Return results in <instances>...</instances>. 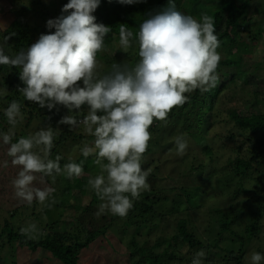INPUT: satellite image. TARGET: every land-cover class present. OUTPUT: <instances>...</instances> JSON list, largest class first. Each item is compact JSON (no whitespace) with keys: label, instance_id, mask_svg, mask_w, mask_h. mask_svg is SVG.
Listing matches in <instances>:
<instances>
[{"label":"clouds","instance_id":"9594fccd","mask_svg":"<svg viewBox=\"0 0 264 264\" xmlns=\"http://www.w3.org/2000/svg\"><path fill=\"white\" fill-rule=\"evenodd\" d=\"M119 2L131 5L141 0ZM99 4L100 0H68L62 14L47 21V28L55 31L41 34L26 51L9 56L0 43V65L21 69L19 79L25 86L18 91L28 102L49 110L59 104L69 112L87 106L82 119L65 115L58 123L70 129L82 124L84 132L94 138L80 151L85 158L94 156L93 163L99 167L98 174L87 181L101 201L96 215L107 211L123 218L134 200L150 190V170H144L141 163L152 138L150 126L154 121H166L173 108L183 106L188 100L186 93L197 89L205 93L217 86L220 40L211 15L202 13L197 20L178 11L175 0H169L165 10L140 23L135 34L139 45L135 66L113 64L109 74L100 76L97 53L104 50L105 37L112 29L95 22L92 13ZM12 35L15 33L4 36L3 43ZM133 36L124 24L119 26L122 51L127 53L132 47ZM81 81L83 86L78 83ZM4 115L15 127L22 118L20 103L13 100ZM55 135L52 127L16 142H12L14 132L2 135V143L9 145L11 164L20 169L12 180L14 195L28 205L36 201L50 207L55 202L54 188L34 185L37 174H41V183L44 177H52L55 182L58 175L69 179L83 175L82 162L70 161L61 167L59 155L49 158ZM174 143L176 155L183 156L188 148L186 136L177 135ZM39 146H43L39 153L33 151ZM3 166L7 167L8 161ZM38 231L35 223L20 229L29 238ZM205 257L206 253L199 250L191 264H205ZM262 262L264 255L250 253L248 264Z\"/></svg>","mask_w":264,"mask_h":264},{"label":"rangeland","instance_id":"374dc122","mask_svg":"<svg viewBox=\"0 0 264 264\" xmlns=\"http://www.w3.org/2000/svg\"><path fill=\"white\" fill-rule=\"evenodd\" d=\"M249 1L250 9L248 18L250 20H248L249 23L246 24H248V28L251 31H255L259 27H262L261 37L257 39V42H253L251 45V41L247 37V31L241 34V40L251 51L249 54L236 52V49H234L231 54H227L226 51L219 48L218 52L221 55V60L228 58L236 61L240 58L241 62L237 66L231 68L234 79L219 95L214 110L216 122L209 125V118L207 117L204 119L200 128V133L203 134L201 140L205 143H209L215 151H219L218 167L220 168L218 170L223 168L222 165H225L227 155L231 154L232 156H230L233 158L236 156L230 148L242 144L240 135L243 131L230 119V113L235 111L242 118L252 120L254 115H257L260 111H264V106L261 102L264 101V0ZM62 2L63 0H0V43L3 44L4 52L9 53L11 56H15L17 53H13V51L19 50L16 44L11 45L12 42L9 41V39L7 43H3V37L7 36L4 35V32L11 27L16 33L23 30L22 24H26L28 28L34 31L39 30V32L32 37L30 43L27 41L23 42L24 45H21L23 46V49H21L23 51H26L28 47L35 43L41 34L51 33L54 29L47 28V21L49 19H55L62 14ZM242 2L243 0H237V4H241ZM214 3H212V0H197L196 8L200 9V7H202L204 11L207 9L206 7ZM176 8L184 14L191 15L187 10L182 8L180 3ZM163 10L164 8L158 12H162ZM92 14L96 18L95 21H98L99 14L97 13V9ZM64 15H67V13H64ZM192 16L195 19L199 17V15ZM100 23H102V21ZM27 27L24 28L25 34H28ZM111 40L112 38L107 39L106 37L104 41V50L98 52L97 60L101 64V68L98 70L100 76L109 74L112 71L113 64H121L122 67L127 66L128 68H132L135 66L136 62L139 61V46L135 50L132 48L128 49L126 53L120 49L118 38L116 40L113 39V42ZM20 42L21 38L14 43ZM109 44H111L110 47H107ZM136 44H138V42H136ZM107 57L108 60H106ZM104 63L105 65H103ZM5 75V71L0 70V94L10 93L3 81ZM78 83L83 86L82 81ZM18 89L19 88H16L15 90L18 92V96L22 97L23 94L20 93ZM20 105L24 107V111H21L22 118H18L15 127L10 124H4L3 122L0 124V230L6 226V232H17L22 227L35 223L39 231L37 233H32L33 238L26 237L31 240H39L47 236L49 230L52 229L59 232L74 230L76 228V222L80 225L78 226L79 228L86 231L103 232L105 228L106 231L103 235H97L96 238L89 243L87 248L80 250L78 254V264H131V260L129 259V247L133 242L135 243V247H146L148 250L154 249L155 254L159 258H162L164 252L170 256H174L177 250H185L186 246L181 245L179 243L180 241L178 244H175L176 242L171 241L170 236L174 231L175 221L188 217L189 220L192 219L191 224L196 230L199 240L205 243L206 246H209L208 253L211 255L210 259L221 262L220 257L224 255L223 253L216 254L218 250L212 247L218 234H221L218 239L219 246L222 250H234V252H237V250L243 251V264H248V258L252 252H259L264 255V165L260 168L262 181L259 182L257 180L259 171L257 174H252L255 171H250L249 174H251V176H249L247 182L243 184V187L248 190L246 194L242 195V193L238 195L236 201L233 203L230 200L233 211H229L227 214L229 216V221L232 222L225 231H220L219 226L213 223L215 222L213 220L218 219L217 214L213 212L211 216H207L206 212L215 207H220L222 210L226 211L230 205L229 198L226 194L233 193L235 185L231 184L230 189L225 194L218 193L219 197L217 198L211 196L202 198L200 194H197V196L191 200V203H188L186 195L180 193L179 184H176L173 179L164 183L165 178L171 175L169 161L173 159L170 154L160 156L165 149L158 151L154 158V160L159 161L158 167L161 171L159 173L162 181L158 176H156L155 179L152 178L153 185L150 187V190L142 192L150 193L151 189H154V192H151V196L159 198V201L156 203L157 213L150 218V224L148 225L140 227L130 226L126 222L125 217L121 218L107 211L100 216L96 215L101 201L87 183L90 176L94 177L99 172V167L93 163V158L88 166V170H90V168L95 165L89 172L90 175L83 173L79 178L73 177L71 179L66 178L64 175H58L56 176L55 182H53L52 177H44V182L41 183L39 180L41 174H37L38 179L34 182L36 187H52L55 189L52 197L55 202L52 203L50 207L40 205L36 201L28 205L18 200L14 195L12 180L16 177L20 169L11 164V157L7 155L9 145H4L2 143V135L12 131L14 132L12 142H16L19 135L27 138L41 129L50 127V123L48 124L47 120L50 121L52 118V115L48 116L45 114L47 107H38L39 109L34 110L32 113V119L27 112L29 107L24 105L23 98L20 99ZM56 109L58 113H64V116L70 115L69 110L65 107ZM52 111L54 112V108ZM61 118L62 116L57 120L59 121ZM175 118L174 116L169 118L171 124L169 131L172 133V135H169L171 136L169 140L174 145V137L184 134L180 127L174 126L172 120L175 121ZM30 119L32 120L30 121ZM58 121L54 129L55 132H58V130L63 131L65 125L59 124ZM69 131L72 132L73 136L75 135L79 138H75V141L67 142L65 147L53 143L51 155L49 157L55 159V157L59 155L62 158L60 160L61 167L70 161L76 163V159H78L81 154V148L86 143L91 144L94 139L84 132L82 124L78 127L71 128ZM244 133L250 135L249 131H245ZM230 135H232V138L229 137ZM211 139H219L218 141L221 143L223 149L217 142V144L210 143ZM253 140L258 142V145L264 151V131L259 132L253 137ZM223 144H225V146H223ZM148 145L152 147L153 141H149ZM248 146L249 144H245L242 148L243 154L246 153L247 149H250ZM42 147L43 146L34 148L33 151L39 153ZM193 148L198 151L200 154L199 157L203 158L201 149H198L197 146ZM169 149H171L173 153L176 151V147L173 145L170 146ZM4 161H8L7 167L3 166ZM143 166H147L145 160ZM154 167L155 165H150L147 169H153ZM176 176L177 175H174V177ZM85 178L87 180H85ZM150 180L151 178L149 177L148 182ZM66 183H69V185H65ZM73 183L81 190L75 191L73 189ZM161 184H164V189H167V192L172 186H177V190H175L174 193H167V200L165 201L163 200L164 196L155 191ZM191 186V184L188 185L187 190L191 196H195L194 192L191 190ZM253 187H257L258 190L249 192ZM65 188H67V191L64 190ZM209 188L211 187L209 186ZM208 194H212L211 190L208 191ZM67 201L71 206H75L73 210L68 209L65 205ZM63 203L64 205L60 208L59 205ZM198 205L200 209L197 210L196 213L190 211L193 209L191 206L195 208V206L198 207ZM61 216H63L62 219L66 225L61 226V222L59 221ZM68 216H72V220H69ZM114 216L115 220H113ZM207 225L210 226V228L206 232ZM83 237L84 233L81 238ZM132 237L133 240L131 239ZM2 238L6 237L3 236ZM2 244L3 243H0V264H31V262L34 264H49L44 258L46 253H44L45 251L43 252V250H39L38 253H28L26 257V254H21L22 251L20 250L18 254H15L17 249L16 244ZM144 253H146V250ZM208 253L206 251V254ZM223 259H225L224 256L222 261ZM54 264L60 263L54 261ZM161 264L179 263L175 260H171L170 262ZM262 264H264V262H262Z\"/></svg>","mask_w":264,"mask_h":264},{"label":"trees","instance_id":"16d2710c","mask_svg":"<svg viewBox=\"0 0 264 264\" xmlns=\"http://www.w3.org/2000/svg\"><path fill=\"white\" fill-rule=\"evenodd\" d=\"M66 3H68V0H63L62 4L64 5ZM179 3L182 5L184 10H187L191 14V16L199 15V17H197L199 20L201 17L200 14L202 13H207L213 17L215 23V34L220 40L219 48H222L227 52V54H231L234 49H236V52L239 53H251V51L248 49V46L241 40V34L244 31H247V37L250 39L251 45L253 42H257V39L261 37L262 27H259L255 31H251L248 28V24H246L249 23L248 20H250L248 18L250 9L249 0H243L241 4H237V0H212V3L214 4L206 7L207 9L204 11L202 10V7H200V9L196 8L197 0H175L176 6ZM168 4L169 0H141V2L131 5L121 4L119 0H100L99 7L97 8L99 20L95 22L111 27L112 30L106 35V37L107 39L112 38V42L117 38L119 39V26L124 24L125 27H127L134 34L131 48L135 50L139 46L136 44L137 40L135 39V34L139 31L140 23L144 19L155 15L162 8L165 10L168 7ZM101 21L102 23H100ZM21 26L23 30H20L19 33L14 32L12 27L4 32V35L7 36L10 33H15V35L10 36L9 41L12 42L11 45L16 44V46L19 47V50L13 51V53L22 51L21 49H23V46L21 45H24L23 42L27 41L30 43L32 41V37H34L39 32V30L34 31L33 29L28 28L26 24H22ZM26 27L28 34H25L24 32V28ZM54 31L55 29L51 33ZM48 34H50V32ZM19 38H21V42L14 43L19 41ZM111 44H109L107 47H110ZM5 54L11 56L7 52H5ZM106 60H108V57ZM240 62V58L236 61L230 60L228 58L221 60L217 69L219 80L217 82V86L214 89L205 93H200L198 90L193 91V93L190 94L186 93L185 95L188 96L187 102L181 107L173 108L166 121H154V123L149 128V131L152 135L151 140L153 141V146L150 147L148 145L147 151L144 153L143 160L141 162L142 168L144 170H150L149 177L151 180L148 183H150V187H152V178L155 179L156 176L160 178L159 172H161L160 168L158 167L159 161L154 160V158L156 157L158 151H161L162 149L167 150H164L160 156L170 154L173 159L169 161L171 175L168 178H165L164 183L173 179L176 184H179L181 190L180 193L186 195L188 203H191V200L194 199L197 194H200L202 198L208 196L217 198L219 197L218 193L225 194L230 189L231 184H234V192L231 194H226L230 203L226 211L222 210L220 207H215L214 209L211 208L206 212L207 216H211L213 212L214 214H217L218 219L213 220L215 221L213 223L219 226L220 231H225L232 222L229 221V216L227 214L229 211H233L231 202H235L238 195L242 193V195H244L248 191L243 187V184L246 183L248 177L251 176L249 172L255 171L252 174H257L259 171L257 180L261 182L262 175L260 174V168L264 165V151L258 145V142L253 140V137H255L259 132L264 131V111H260V113L254 115L252 120L242 118L235 111L230 113V119L243 131V133L240 135L242 144L237 147L235 146L230 148V150L233 151V154L236 156L233 158L231 157V154L227 155L225 165H222L223 168L220 170H218L220 168L218 167L219 151H215L209 143H205L203 140H201L203 135L200 133L201 125L204 119L207 117L209 118V125H212L216 122V118L214 117L215 105L219 95L234 79L231 68H233V66H237ZM103 65H105V63ZM0 70L5 71L6 73L5 77H3V81L10 92L6 94H0V124L2 122L4 124H9L6 116L4 115V111L13 100H16L20 103V99H24L23 95L22 97L18 96V92H16L15 89L21 87L23 88L25 85L19 79L20 69L18 67L0 65ZM261 102L264 106V101ZM24 105L29 107L27 112L30 114L31 118L33 117L32 113L34 110L39 109L38 104L34 102H28L25 99ZM55 107L62 108L64 106L57 104ZM55 107L54 112L52 111L53 109L49 110L48 108L45 112V114L48 116L52 115L51 120H47V123H50V127L53 129H55L56 123L58 121L57 119H59L61 116H64V113H58V110ZM23 109L24 107L21 105V111H24ZM77 111H79V113H77ZM87 111V106L84 105L80 110L73 109L69 114L76 115L79 119L83 118V116L87 114ZM173 116L176 117L175 121L172 120L174 126L180 127L182 129L188 141V148L183 156H178L176 155L175 150L173 153V151L169 149L170 146H175L169 140L171 138L169 135H172V133L169 131V127L171 125L169 118ZM32 119H30V121ZM69 130L70 128L68 125H64L63 131H56L53 143L55 145H63L65 147L67 142L75 141V138H79L78 136H73L72 132ZM245 131H249L250 135L245 134ZM20 137H22V135H19L17 140ZM229 137L232 138V135ZM218 140L211 139L210 143H218V145H220L223 149L221 143ZM245 144H249L248 148L250 149L246 148L247 151L243 154L242 148ZM195 146H197L198 149H201L203 158L199 157L200 154L196 149L193 148ZM223 146H225V144H223ZM92 158L95 159L94 156L85 158L80 154L78 159H76V163L82 162L83 173L86 175H88L95 166L94 165L92 168H90V170H88V166L90 161H92ZM144 160L145 163H147V166H143ZM150 165H155V167L153 169H147V167ZM174 175L177 176L174 177ZM85 180L87 179L85 178ZM160 180L162 181V178H160ZM190 184L192 185L191 190L194 192L195 196H191L187 190V187ZM65 185H69V183H66ZM209 186L211 188H209ZM73 189L75 191L81 190L77 188L74 183ZM64 190L67 191V188ZM175 190H177V186L174 185L169 188L168 192L174 193ZM207 190H211L212 194L209 195ZM256 190H258V188L253 187L249 192ZM152 191L154 192V189H151V192ZM155 191L158 194L164 196V201L167 200L166 195L168 192L167 189H164V184H161ZM151 192L142 193L139 200H134L132 209L128 212L127 216H125V220L130 226L133 225L135 227H140L148 225L150 224V218L156 215V203L159 201V198L152 197ZM63 205L64 203L59 205V207L62 208ZM65 205L70 210H73L75 207L71 206L68 201L67 204L65 203ZM191 207L193 209L190 211H194L195 213L200 209L199 205L198 207L195 206V208L194 206ZM62 218L63 216H61L59 220L61 222V226L66 225ZM68 218L69 220H72V216H68ZM113 220H115V216ZM191 223L192 219L189 220L188 217L177 219L175 221L174 231L170 236L171 241L176 242L175 244H178L180 241L179 243L181 245L186 246L185 250H177L174 256H170L164 252L162 258H159L155 254L154 249L148 250L146 247H135V243L133 242V244L129 247V259L131 260V264H161L164 262H170L171 260H175L179 264H191L192 257L197 251L203 250L205 253L206 251L208 253L209 246H206L205 243L199 240L196 230L193 228ZM78 226L80 225L76 222V228L74 230H64L61 232L54 231L53 229L49 230L47 236L39 240H31L27 238L25 235L21 234L20 229L17 232H6L5 229L7 228L5 226L0 230V243H3L2 245H4V243H14L17 247L27 248L30 252H35L37 250L47 251L61 264H78V254L80 250L87 248L89 243L93 241L97 235H103L106 231L105 228L103 229V232L90 230L86 231L79 228ZM209 228L210 226L207 225L206 232ZM83 233L84 237L81 238ZM3 236L6 238H2ZM220 236L221 234H218L217 238H215L216 240H213L214 243L212 247L218 250L216 254L223 253L225 259L222 261V256L220 257L221 262H216L215 260L210 259L211 255L208 253L205 257V264H243V251L241 252V250H237V252H234V250H222L219 246L218 237ZM131 239L133 240V237ZM145 250L146 253H144Z\"/></svg>","mask_w":264,"mask_h":264},{"label":"crops","instance_id":"0c3cea01","mask_svg":"<svg viewBox=\"0 0 264 264\" xmlns=\"http://www.w3.org/2000/svg\"><path fill=\"white\" fill-rule=\"evenodd\" d=\"M33 203H34V201H33ZM33 203H32V204H33ZM19 250L22 251L21 254H26V257L28 256V253H29V254H33V253H38V251H39V250H37V251H35V252H30L27 248H19V247H17V249H16V253H15V254H18V251H19ZM43 252H44V251H43ZM44 253H46V255H44V256H45L44 258L46 259V261H48L49 264H54V261L60 263L57 259L53 258L49 252L45 251ZM16 257H17V255H16ZM17 258H18V257H17ZM35 260H36V259H35ZM35 260H34V262H35ZM78 263H79V259H78ZM31 264H34V263L31 262ZM60 264H61V263H60Z\"/></svg>","mask_w":264,"mask_h":264}]
</instances>
